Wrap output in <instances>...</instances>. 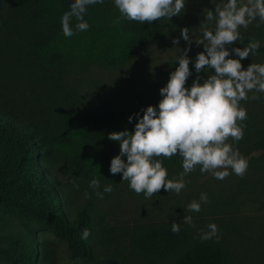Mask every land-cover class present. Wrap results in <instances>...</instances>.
Instances as JSON below:
<instances>
[{"label": "rangeland", "instance_id": "rangeland-1", "mask_svg": "<svg viewBox=\"0 0 264 264\" xmlns=\"http://www.w3.org/2000/svg\"><path fill=\"white\" fill-rule=\"evenodd\" d=\"M68 1V0H67ZM220 0H188L182 17L169 20L167 35L162 43H151L141 50L127 65L106 69L92 64L67 65L56 71L43 69L28 55L11 32L3 33L0 48V105L18 113L25 121L58 129L71 118L98 108L107 98L115 97L121 111V125L117 131L133 129L128 117L156 105L161 99L159 89L166 85L169 73L178 66L177 58L189 45L180 40V30L187 27L194 41H198L201 24L209 10L214 11ZM222 6V5H221ZM88 12L99 13L104 18L119 16L112 0L90 6ZM214 21L205 25L213 27ZM243 42L259 40L264 43V24L256 22L247 29H240ZM189 55L195 57L203 46L191 44ZM181 51H180V50ZM237 58V57H235ZM264 63V55H253L244 60V68L251 63ZM205 79L207 74H201ZM195 75L189 78L190 86ZM202 82V81H201ZM259 99L253 100V95ZM241 105L247 109L248 118L239 122L244 128V138L229 142L247 158L249 167L243 177L234 173L224 180L215 179L210 173H201L199 166L184 179L186 188L179 194L164 189L145 199L136 194L127 181L111 185L113 191L104 193L103 199L89 187L91 179L72 169L66 159L57 154L47 166L48 177L59 184L62 208L69 219L86 210L94 227L96 260L84 262L72 259L67 243L33 223L20 221L13 214H4L0 208V245L13 250V237H35L39 240L36 264H173L184 252L182 249L168 259H146L138 251L136 240L151 227L171 226L182 223L185 215L192 217V224H184L190 233L191 245L206 242L226 250L230 264H264V152L256 144L264 136V93H249ZM8 145V144H7ZM119 151L118 142L109 141L88 145L83 153L98 157L103 152ZM9 149L0 144V158L9 156ZM182 166L168 170L169 178H179ZM231 172V170L229 169ZM201 193L208 196L200 212H189L187 206L199 200ZM215 223L219 227V240L213 237L202 241V231ZM183 224V223H182ZM0 264H6L0 260Z\"/></svg>", "mask_w": 264, "mask_h": 264}, {"label": "trees", "instance_id": "trees-1", "mask_svg": "<svg viewBox=\"0 0 264 264\" xmlns=\"http://www.w3.org/2000/svg\"><path fill=\"white\" fill-rule=\"evenodd\" d=\"M67 6V0H0L1 54L6 53L1 37L11 32L43 69L56 71L78 64L117 69L127 65L149 44L162 43L169 28L167 19L153 21L151 25L123 19L115 23L119 16L106 19L99 13L88 12L85 20L89 30L67 36L60 27V13ZM70 23L75 25V19L71 18ZM235 46L243 47L238 43ZM256 55H264V43L261 42ZM121 121L115 97L107 98L90 113L76 115L56 130L25 121L15 111L0 105V144H5L10 152L0 158V208L4 214H13L24 223L33 222L39 229L64 240L72 259L94 262L91 215L83 210L74 219L66 216L60 186L48 177L47 166L59 154L72 169L89 179L121 182L122 174L109 172L110 161L119 151L103 152L98 157L83 153L88 145L108 143V134L117 131ZM256 148L264 152V136ZM157 159H162L168 170L181 166L177 156ZM85 229L90 233L87 239L82 238ZM190 239L187 227L180 223L178 233H173L171 226L151 227L138 236L136 245L146 259H168L185 249L173 264H230V256L223 248L206 242L191 245ZM9 241L14 249L0 245V260L6 264H36L38 239L13 237Z\"/></svg>", "mask_w": 264, "mask_h": 264}, {"label": "clouds", "instance_id": "clouds-1", "mask_svg": "<svg viewBox=\"0 0 264 264\" xmlns=\"http://www.w3.org/2000/svg\"><path fill=\"white\" fill-rule=\"evenodd\" d=\"M104 2L68 0V6L60 13L63 33L74 36L89 30L90 25L85 20L88 8ZM112 2L120 14L115 23L123 19L151 25L153 21L182 17L188 0ZM204 17L198 41L193 40L187 27L173 40V44L179 45L182 39L189 47L178 56V66L169 73L166 85L159 89L158 103L128 117L129 124L135 121L131 131L125 128L108 134L110 141L119 144V154L110 161V174H122V181L128 182L129 189L136 194L143 193L145 199L161 189L179 195L186 188L184 178L197 166L201 173H210L217 180H224L232 173L243 177L249 167L247 158L229 138L235 142L244 138V128L238 121L247 120L248 114L241 101H247L249 93H264V63L252 62L247 68L242 64V60L259 52L261 41L250 39L244 45L240 31L254 22L257 27L264 24V0H220L214 11L209 10ZM71 18L75 19V25L70 23ZM213 21V27L205 26ZM193 42L203 46L194 58L189 55ZM237 43L243 47H236ZM194 73L195 79L186 86ZM202 73L207 74L206 79ZM251 99H259V96L254 94ZM173 156L181 161L183 171L179 178H169L163 160L157 159ZM89 187L101 199L104 193L113 191L111 185L97 191L101 188L97 178L90 180ZM207 201V194L201 193L198 201L188 204L187 211L200 212L201 204ZM182 223L191 225L192 217L185 215ZM207 228L199 238L219 240L218 225L210 223ZM171 231L178 233L180 223L173 222ZM89 234L85 229L82 238L87 239Z\"/></svg>", "mask_w": 264, "mask_h": 264}]
</instances>
